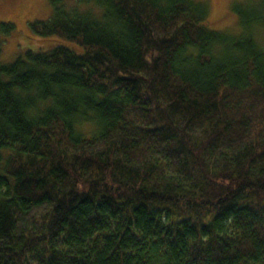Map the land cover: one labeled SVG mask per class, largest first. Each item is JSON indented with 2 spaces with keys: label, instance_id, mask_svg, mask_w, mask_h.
<instances>
[{
  "label": "trees",
  "instance_id": "16d2710c",
  "mask_svg": "<svg viewBox=\"0 0 264 264\" xmlns=\"http://www.w3.org/2000/svg\"><path fill=\"white\" fill-rule=\"evenodd\" d=\"M47 1L0 63V264H264V0L233 34L203 0Z\"/></svg>",
  "mask_w": 264,
  "mask_h": 264
},
{
  "label": "rangeland",
  "instance_id": "374dc122",
  "mask_svg": "<svg viewBox=\"0 0 264 264\" xmlns=\"http://www.w3.org/2000/svg\"><path fill=\"white\" fill-rule=\"evenodd\" d=\"M208 5L205 25L212 30L237 33V18L234 6L244 4L249 7L259 5L257 0H203ZM51 7L47 0H0V24L10 23L15 27L12 37L3 38L0 63H11L26 50L38 51L39 39L29 33V23L48 19Z\"/></svg>",
  "mask_w": 264,
  "mask_h": 264
}]
</instances>
